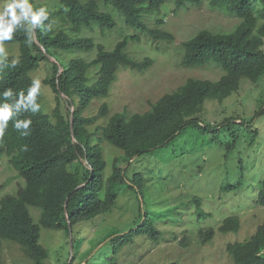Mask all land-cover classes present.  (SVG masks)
I'll list each match as a JSON object with an SVG mask.
<instances>
[{"label":"trees","instance_id":"trees-1","mask_svg":"<svg viewBox=\"0 0 264 264\" xmlns=\"http://www.w3.org/2000/svg\"><path fill=\"white\" fill-rule=\"evenodd\" d=\"M166 1L56 0L48 5L30 0L34 10L47 9L49 16L43 24H50L51 29L37 27L29 42L21 25L12 40L3 42L17 45L18 53L0 59V94L7 88L12 89L11 96L0 95V103L14 105L21 93L27 96L34 80L31 72L42 61L49 64V76L44 82L51 87L56 103L50 111L45 110L39 91L35 103L40 108L33 112L32 105H28L18 112L14 110L0 138V157L5 156L7 166L24 180L15 193L0 198V264H3L1 239L18 244L25 264H45L48 249L39 242L41 227L63 230L68 235L70 223L73 247L74 225L111 211L119 193L127 188L138 195L146 181L153 178L152 173L164 172L151 160V154L159 152L157 148L188 153L201 140H217L219 128L227 122L244 123L231 116L220 123L206 124L201 113L206 100L222 102L233 90H238L242 79L256 83L264 75V0H172L175 11L207 2L211 8L239 19L231 31L202 29L184 42L182 64L213 63L223 70L222 75L217 80L189 78L163 94L144 112L128 114L123 110L108 116L109 106L102 103L98 116H84L83 112L94 99L108 96L119 69L142 72L152 63L148 57L133 59L127 52L129 40H139L137 35L122 38L111 50L94 42L92 31L98 29L101 33L116 25L108 8L121 14L127 25L147 32L153 40L172 39L173 35L160 27L148 29L143 19L144 14L157 12ZM162 20L157 18L156 25H162ZM92 51L95 54L88 59ZM13 60L17 61L15 67L9 66ZM263 112L261 108L259 114ZM103 118H106L104 123L93 126ZM18 119H30L29 129L16 130L13 125ZM21 131L29 134L22 136ZM238 140L239 134L232 132L226 149L234 148ZM104 142L119 151L110 161L108 175ZM24 146L27 151L22 150ZM239 185L240 182L223 180L219 188L226 192ZM192 200L197 217L204 218L201 199L193 197ZM255 204L264 207V177L259 183ZM29 207L39 210L37 222ZM139 214L143 216L142 222L130 232L112 237V241L121 244L127 237L144 231L156 237L148 214ZM239 225L238 216H228L216 231L237 233ZM214 233L212 228L201 230L200 243L209 242ZM181 243L186 245V238ZM226 252L232 264H264V219L247 240L229 242Z\"/></svg>","mask_w":264,"mask_h":264},{"label":"rangeland","instance_id":"rangeland-1","mask_svg":"<svg viewBox=\"0 0 264 264\" xmlns=\"http://www.w3.org/2000/svg\"><path fill=\"white\" fill-rule=\"evenodd\" d=\"M34 1L51 5L56 0ZM187 6L175 11L173 1L167 0L157 12L143 15L148 29L160 27L173 35L172 39L159 40L127 25L121 14L108 8L116 25L101 33L98 29L92 31L94 42L111 50L122 38L137 35L139 40H129L127 52L133 59L148 57L152 63L142 72L119 69L108 96L94 99L83 112L84 116H98L102 103L109 106L108 116L123 110L128 114L144 112L163 94L189 78L217 80L222 75L223 70L213 63L182 64L184 42L202 29L231 31L239 19L211 8L207 2L199 7ZM157 18L163 19L162 25H156ZM3 46L7 56L18 53L17 45ZM88 54L87 58L91 59L95 53ZM48 66L42 61L31 76L40 80L42 104L50 111L56 101L51 87L44 82L49 76ZM261 108H264V75L256 83L242 79L238 90H233L222 102L206 100L201 113L206 124L220 123L231 116L244 123L227 122L219 128L217 140H201L188 153L168 147L157 148L159 152L152 153L151 160L164 172L152 173L153 178L146 181L144 190L138 195L127 188L119 193L111 211L74 225L72 249L69 234L41 227L39 242L48 249L45 264H232L226 245L247 240L264 219V207L255 204L258 186L264 177V112L259 114ZM105 120L99 119L93 126ZM234 131L239 134V140L234 148L227 150L226 143ZM102 146L108 175L110 161L119 151L106 142ZM4 157H0V198L15 193L18 185L24 184L23 178L7 166ZM223 180L240 182V185L222 192L219 185ZM193 197L202 201L201 208L206 213L202 219L195 213ZM29 211L37 222L39 210L29 207ZM140 212L147 213L153 221L156 237L144 231L127 237L121 244L112 241V237L128 233L142 222ZM232 215L240 219L239 231L217 232L222 221ZM207 228L216 233L209 242L201 244L199 232ZM183 238H186V245L181 243ZM1 243L3 264H25L17 243L7 239H1Z\"/></svg>","mask_w":264,"mask_h":264},{"label":"clouds","instance_id":"clouds-1","mask_svg":"<svg viewBox=\"0 0 264 264\" xmlns=\"http://www.w3.org/2000/svg\"><path fill=\"white\" fill-rule=\"evenodd\" d=\"M48 16L49 14L45 7H39L34 10L30 0H0V59L7 57L3 42L12 40L13 34L18 27L24 26L25 34L29 42H31L33 40L32 33L37 27H40L42 30L51 29L50 24L47 26L43 24V21L47 20ZM16 63L17 61L13 60L9 66L15 67ZM39 91L40 80L34 79L28 88L27 96L21 93L14 105L0 103V138L3 137L4 130L8 126V121L14 115V110L18 112L21 107L27 108L28 105H32L33 112H36L40 108V105L35 103ZM0 95L4 97L11 96L12 89L7 88ZM30 124V119H18L14 121L13 126L16 130H27ZM20 134L27 136L29 133L28 131H21ZM22 150L27 151V146H24Z\"/></svg>","mask_w":264,"mask_h":264},{"label":"water","instance_id":"water-1","mask_svg":"<svg viewBox=\"0 0 264 264\" xmlns=\"http://www.w3.org/2000/svg\"><path fill=\"white\" fill-rule=\"evenodd\" d=\"M45 54H46V56H48L50 59H53V58H52L50 55H48L47 53H45ZM60 94L63 95L62 92H60ZM70 117L72 118V115H71ZM68 229H69V232H68V233H69V237H70V249H72V241H71V233H70V232H71V226H70V223L68 224Z\"/></svg>","mask_w":264,"mask_h":264}]
</instances>
